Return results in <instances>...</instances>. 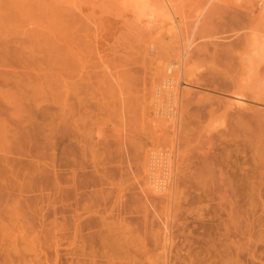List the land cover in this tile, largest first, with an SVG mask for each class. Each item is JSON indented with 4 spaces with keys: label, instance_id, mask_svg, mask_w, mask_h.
<instances>
[{
    "label": "rangeland",
    "instance_id": "374dc122",
    "mask_svg": "<svg viewBox=\"0 0 264 264\" xmlns=\"http://www.w3.org/2000/svg\"><path fill=\"white\" fill-rule=\"evenodd\" d=\"M241 1L0 0V42L16 51L7 55L8 68L0 65V75L41 77L47 94L39 81L33 84L41 93L33 92L43 95L41 101L53 94L37 102L48 116L24 101L45 121L37 136L17 148L12 142L16 154L1 165L0 264H264V56L241 32L244 26L264 28L247 26L262 8L264 15V0ZM195 19L198 28L191 33ZM69 48L92 85L77 95L85 97L80 104L73 93L64 101L65 65L56 58ZM176 61L182 71L178 118L167 125L155 116L160 105L152 97L165 63ZM237 88L245 89V109L230 107ZM68 107L64 119L59 113ZM48 122L58 128L52 145ZM174 134L180 153L159 193L147 179L145 153ZM15 201L23 205L20 215L25 211L18 219L23 228L12 216ZM59 221L64 232H55Z\"/></svg>",
    "mask_w": 264,
    "mask_h": 264
},
{
    "label": "bare ground",
    "instance_id": "6f19581e",
    "mask_svg": "<svg viewBox=\"0 0 264 264\" xmlns=\"http://www.w3.org/2000/svg\"><path fill=\"white\" fill-rule=\"evenodd\" d=\"M236 1V0H235ZM241 1V0H240ZM242 2V1H241ZM206 3V2H205ZM241 4V3H240ZM236 5H238V4H236ZM263 6V5H262ZM261 10V9H260ZM259 10V11H260ZM206 11V10H205ZM251 11V10H250ZM257 11V10H256ZM256 11H253L254 13L256 12ZM259 11H257L258 12V14H259ZM263 12V8H262V11L260 12V14ZM196 14V13H195ZM257 14V13H256ZM255 14V18L253 19V16L254 15H252V17L250 18V19H253V20H250V19H248L249 20V22H251L252 23V21H254L256 18H261L262 17V19L263 20H260L259 19V21L257 20H255L254 22H258L257 24H248L247 26H250V25H252V28L254 27V26H258V25H260V24H264V15H262V16H260V14L258 15V17H256L257 15ZM264 14V13H263ZM198 15V14H197ZM251 15V14H250ZM249 15V16H250ZM200 17V15H198L197 16V19ZM173 19V18H172ZM197 19H195L194 20V25H193V28H192V32L191 33H195L196 32V30H197V28H198V25H197V23H198V21H197ZM247 20V21H248ZM263 21V22H262ZM202 24V23H201ZM200 24V25H201ZM263 24L262 25H260V27H264L263 26ZM255 27V28H256ZM171 28V27H170ZM173 28V27H172ZM258 28H259V26H258ZM262 28H259V29H262ZM247 29H249V30H247ZM264 29V28H263ZM261 30L260 32H259V30L258 29H256V31L254 30V29H251V28H249V27H246L245 28V26L241 29V32H242V36L244 37V39H246L248 36L250 37L251 36V42H250V44H252L253 46V51L255 50L256 52H259V55H261L262 53V55L264 56V30ZM247 30V31H246ZM182 31V30H181ZM173 34H174V32H172ZM177 33H178V30H177ZM198 33V32H197ZM237 33H239V32H237ZM236 33V34H237ZM259 33V34H258ZM232 34V33H231ZM170 36V35H169ZM175 36H177V35H175ZM194 36H196V35H194ZM233 36H235V35H233ZM239 36H240V33H239ZM201 37V36H200ZM236 37V36H235ZM229 38V37H228ZM234 38V37H233ZM238 38V37H237ZM221 39V38H220ZM235 39V38H234ZM186 40V39H185ZM248 40V39H247ZM249 40V41H250ZM187 41V40H186ZM191 41V40H190ZM193 42V41H192ZM192 42L189 44V47H190V45L192 44ZM242 43V42H241ZM249 44V43H248ZM149 45V44H148ZM223 45V44H222ZM193 46V45H192ZM246 46H247V43H246ZM251 46V45H250ZM178 47H180V46H178ZM243 47V46H242ZM152 48V47H151ZM246 48V47H245ZM247 48H249V47H247ZM251 48V47H250ZM260 48V49H259ZM190 49V48H189ZM195 49V48H194ZM243 49V48H242ZM257 49V50H256ZM180 50V49H179ZM251 50V49H250ZM53 52L55 53V51L53 50ZM247 52V51H246ZM256 52H255V54H256ZM261 52V53H260ZM45 53V52H44ZM47 53V52H46ZM75 52H73L72 51V48H69L68 49V51L66 52V55H65V57H63L64 58V60H63V58H61V59H59V57H58V55H56L58 58H56V60L58 59V61L59 60H62L61 61V63H60V65L62 64V62H64V67H65V72H66V79H64L63 77V79L64 80H62L63 82V84H64V86H66V88H67V90L65 89V88H62L61 86H59L58 88H60L61 87V90H62V92H65V90H66V96L64 97V93H62L63 94V97H64V101L65 102H67L68 103V101H66V97H68L69 96V94H74L73 95V97H75V99H76V102L78 103V104H80V103H82L81 102V100H82V98L84 97L83 95H82V93H81V95L83 96H81L82 98H80V97H77V95L78 96H80V92L81 91H83L84 90V87H91V89H92V85H90V79H88L87 78V76H86V78H87V82H86V80H84L85 79V76L83 77V75H84V72L83 71H85V69H83L82 70V65L81 64H79V63H81L80 62V57L78 58V54H74ZM78 53V52H77ZM174 53H176V52H174ZM178 53V52H177ZM245 53V52H244ZM11 54V56H16V51H15V49L14 48H12V47H10L9 45H8V43H6V42H0V65L2 66V68H4V67H9V63L8 62H6L7 61V55H10ZM41 54V53H40ZM43 54V53H42ZM55 54H57V53H55ZM255 54H253L254 56H256ZM53 55V54H52ZM175 55V54H174ZM246 55V53L244 54V56ZM29 56V55H28ZM27 56V57H28ZM49 56V55H48ZM59 56H61L62 57V55H59ZM74 56H76V58L74 57ZM171 56H173V54L171 55ZM257 56H258V54H257ZM55 57V56H54ZM54 57H52L53 59H54ZM175 56H173V58H174ZM246 57V56H245ZM251 57H253V56H251ZM250 57V58H251ZM259 57V56H258ZM257 57V58H258ZM29 58V57H28ZM41 58H43V57H41ZM46 58V57H45ZM48 58V57H47ZM46 58V59H47ZM74 58V59H73ZM177 58V57H176ZM186 58V57H185ZM249 58V57H248ZM49 59V58H48ZM50 59H51V57H50ZM52 59V60H53ZM246 59H247V57H246ZM43 60H45L44 58H43ZM43 60H42V62H43ZM55 60V59H54ZM55 60V62H58V61H56ZM77 60V63H75V61ZM78 60H79V62H78ZM175 60V59H174ZM179 60V59H178ZM251 60V59H250ZM40 61V60H39ZM47 61V60H46ZM46 61H44V62H46ZM242 61V60H241ZM249 61V60H248ZM252 61V60H251ZM41 62V61H40ZM48 62V61H47ZM55 62H51V63H55ZM177 62V61H176ZM181 62V61H180ZM250 62V61H249ZM8 63V64H7ZM78 64V66L79 67H77V65H75V64ZM174 63V62H173ZM178 63V62H177ZM243 63V62H242ZM34 64V63H33ZM45 64V63H44ZM48 64V63H47ZM50 64V63H49ZM56 64V63H55ZM55 64H53L54 66H55ZM57 64H59V63H57ZM179 64H181V63H178V65H174V64H172V63H168V64H166L165 63V66H164V73L163 74H165L163 77H162V85H160L159 87H157V91H155V97H152L153 99H154V103H155V105H157V107H158V105H160V110L159 109H157L156 107V109L154 110L155 111V116L156 117H158V118H160V119H162L163 120V124H165L166 122H168L169 120L172 122L173 120H174V117H176V115H177V108H175L174 106L176 105V103H175V100L177 99V95H178V93H177V90L178 89H180V88H178V84H179V80H180V78H181V72L182 71H180V68H178L179 67ZM249 64V63H248ZM42 65V64H41ZM51 65V64H50ZM52 65V66H53ZM59 65V67H61ZM243 65V64H242ZM250 65V64H249ZM44 66V65H43ZM53 66V67H54ZM173 66H175V67H177V68H175V70H173L174 71V74L172 73V69H174L173 68ZM42 67V66H41ZM40 67V68H41ZM52 67V68H53ZM58 67V66H57ZM63 67V68H64ZM76 67V68H75ZM35 68V67H34ZM37 68V67H36ZM50 68V67H49ZM245 68V67H244ZM43 69V68H42ZM46 69H47V67H46ZM44 70V69H43ZM48 70V69H47ZM50 70V69H49ZM59 70H61V68L59 69ZM64 70V69H63ZM162 70V69H161ZM32 71V70H31ZM33 71H34V69H33ZM163 71V70H162ZM161 71V72H162ZM38 72V71H37ZM42 72V71H41ZM86 72V71H85ZM30 73V72H29ZM83 73V74H82ZM167 73H169V76H167L168 74ZM170 73H172V75L170 74ZM184 73V72H183ZM186 73H187V71H186ZM185 73V74H186ZM190 73V72H189ZM183 75V74H182ZM39 76V75H38ZM47 76V75H46ZM160 76H162V75H160ZM186 76V75H185ZM185 76L183 77V78H185ZM189 76V75H188ZM195 76V75H194ZM15 78V77H14ZM9 78L8 76H6V75H0V117H3V118H0V133H1V135H3V137H4V141L3 140H1L0 139V141H3V142H1V144L3 145V144H8L9 145V143H10V145H9V147H3L2 145V147L3 148H1V146H0V172H1V169L3 168L1 165H3V164H7V165H5V166H8L9 164V162H8V155H10V154H14L15 152H11L12 150H11V145L13 144L12 142H14V145H16V148L17 147H19L20 146V144L21 143H24V142H27V141H29L30 139H32L33 137H35V136H37V134H38V132H39V130H40V128H41V123H40V121L41 120H43V121H45V119H44V116H43V114L44 115H46L45 114V111H46V109L44 108V109H40V108H38V106H39V104H41L42 102H44V100H45V98L46 97H48V96H46V92L45 91H41L42 89H43V84H42V79H40L41 77H37V78H39V79H37L36 81H39L40 83L39 84H37L38 82H36V81H34V78L35 77H33V75L31 76V74L29 75V74H25V75H23V77H18V78ZM49 78V77H48ZM36 79V78H35ZM197 79V78H196ZM49 80V79H48ZM66 80V81H65ZM193 80V79H192ZM84 81V85H85V83H86V85L84 86L81 82H83ZM197 81V80H196ZM36 82V84L38 85V86H40V87H38L39 89H40V91L43 93H46L45 95H44V97L45 98H42V99H44V100H40V98L41 97H43V95L42 94H39L41 97H38V92H37V95H36V92H33V90H34V87L36 88V89H38L37 88V86H36V84H35V86H34V84L33 83H35ZM44 82V81H43ZM50 82V81H49ZM89 82V83H88ZM61 83V84H62ZM241 83V82H240ZM62 84V85H63ZM91 84H93V83H91ZM44 85H46V84H44ZM47 85L49 86V84L47 83ZM82 85V86H81ZM1 86H4V87H6L5 89H3V87L1 88ZM237 86H239V85H237ZM45 87V86H44ZM75 87V88H74ZM82 87V88H81ZM89 87V88H90ZM244 87H246V86H244ZM14 88L16 89V90H14ZM242 88V87H241ZM35 89V90H36ZM39 89L37 90V91H39ZM45 89V88H44ZM83 89V90H82ZM154 89V88H153ZM240 89V88H239ZM238 88L237 89H234L235 90V92L234 93H232L233 95H234V97L236 98H234V99H231L230 100V102H232L231 103V105H230V107L231 106H238L237 108H239V107H243V106H245L246 105V103L244 102V101H242L241 99H244V94H242L243 93V91H242V93L240 92L241 90H243V89H241V90H239ZM45 90H47V89H45ZM56 90V89H55ZM54 90V91H55ZM64 90V91H63ZM233 90V91H234ZM236 90H238V92L236 91ZM245 90V89H244ZM39 91V92H40ZM53 91V92H54ZM58 91V90H57ZM86 91V90H85ZM92 91V90H91ZM40 92V93H41ZM56 92V91H55ZM59 92H60V90H59ZM59 92H57V93H59ZM153 92V91H152ZM245 92V91H244ZM51 92H49V94H50ZM68 93V94H67ZM88 93V92H87ZM52 94V93H51ZM50 94V95H51ZM60 94H61V92H60ZM61 94V95H62ZM89 94V93H88ZM183 94V93H182ZM49 95V97L51 98V96H53V94L50 96ZM59 95V94H58ZM57 94H56V96H58ZM90 95V94H89ZM152 95V94H151ZM178 96H180V95H178ZM249 96V95H248ZM48 97V98H49ZM59 97H60V95H59ZM246 97V96H245ZM62 98V97H61ZM70 97H68V99H69ZM80 98V99H79ZM85 98V97H84ZM93 98V97H92ZM148 99V98H147ZM146 99V100H147ZM259 99V98H258ZM55 100V99H54ZM57 100V99H56ZM85 99H83V101H84ZM178 100V99H177ZM177 100H176V102H177ZM188 100V99H187ZM24 101H27V102H32V105L31 106H33L34 107V105H35V107H37L38 109H40V111L41 110H43V111H41V112H43V114L42 113H38V114H41L40 116H38V114L37 113H34L35 112V110H34V112H33V109L31 108V106L29 107L26 103H24ZM39 101V104L37 103ZM47 101V99L45 100V102ZM52 101H53V99H52ZM58 101H60V100H58ZM61 101H63V100H61ZM69 101H72V100H69ZM73 101H74V99H73ZM186 101V100H185ZM41 102V103H40ZM54 102V101H53ZM61 103V104H64V106L65 107H67V105H65V104H67V103ZM75 102V101H74ZM24 103V104H23ZM57 104H58V102H56ZM55 103V104H56ZM185 103V102H184ZM229 103V102H228ZM29 107H27L26 105ZM31 104V103H30ZM34 104V105H33ZM75 104V103H74ZM73 104V105H74ZM230 104V103H229ZM60 105V104H59ZM58 105V107H60ZM186 105V104H185ZM62 107H64L63 105H61ZM70 106L72 107V105H71V103H70ZM78 106H80V105H78ZM247 106V105H246ZM245 106V107H246ZM64 107V108H65ZM70 107V108H71ZM182 107V106H181ZM27 108H28V110H27ZM31 108V109H30ZM37 108H35V109H37ZM56 108V107H55ZM61 108V107H60ZM62 109V111L63 110H67L66 112L65 111H63L62 113H59V114H62L63 116H64V119H67V115L69 114L68 113V111L70 110V108L68 107V108H66V109ZM153 108V107H152ZM179 108V107H178ZM233 108V107H232ZM244 108V107H243ZM242 108V109H243ZM245 109V108H244ZM32 110V111H31ZM72 110H73V108H72ZM75 110V109H74ZM79 110V109H78ZM56 111V110H55ZM54 111V112H55ZM177 111V112H176ZM37 112H39V110L37 111ZM61 112V111H60ZM65 112V114H63ZM73 112V111H72ZM48 113V112H47ZM181 113V112H180ZM57 114V113H56ZM71 114V116L73 115V113H70ZM77 114H79V113H77ZM183 114V113H182ZM53 115V114H52ZM61 115V116H62ZM80 115V114H79ZM46 116H48V115H46ZM54 116V115H53ZM63 116H62V120H63ZM70 116V115H69ZM82 116V115H81ZM51 117V116H50ZM66 117V118H65ZM74 117V116H73ZM47 118V117H46ZM52 118V117H51ZM59 118V117H58ZM72 118V117H71ZM151 118H152V116H151ZM176 118H178V117H176ZM75 119H77L76 117H75ZM182 119V118H181ZM59 120H60V118H59ZM150 120V119H149ZM155 120V119H154ZM162 120H160V121H162ZM57 121V120H56ZM66 121L67 120H65V124L64 125H67L66 124ZM76 121V120H75ZM75 121H74V128H75ZM77 121H78V119H77ZM79 121H81L80 119H79ZM152 121H153V119H152ZM156 121H158V120H155V122ZM177 121V120H176ZM60 122L61 123H63L61 120H60ZM69 122V121H68ZM148 122H150V121H148ZM147 122V123H148ZM182 122V121H181ZM60 123V124H61ZM72 124H73V122H71ZM153 123H154V121H153ZM42 124H44V123H42ZM49 125V122L48 123H45V125ZM57 124V123H56ZM72 124H71V126H72ZM150 124V123H149ZM158 124V122L157 123H155V125L154 126H156ZM159 124H160V122H159ZM157 125L158 127H162L163 125ZM167 125H168V123H166ZM171 124V123H170ZM173 124V123H172ZM50 127H52V128H50V129H46L47 130V132L49 131V133H50V136L48 137H46V139H48L49 140V144L50 145H52L51 144V142H50V138H51V136L53 135V133H56L55 131H57L58 130V128H56L55 126V128L53 127V126H51V125H49ZM61 126V125H60ZM63 126V125H62ZM147 126V125H146ZM153 126V127H154ZM58 127V126H57ZM66 127V126H65ZM152 127V128H153ZM72 128V127H71ZM155 128V127H154ZM157 128V127H156ZM170 128V127H169ZM168 127L166 128V129H168V130H170V129H172V128H170L169 129ZM57 129V130H56ZM78 129V128H77ZM160 129V128H159ZM163 129V128H162ZM151 130V129H150ZM167 130V131H168ZM175 130V129H174ZM178 130V129H177ZM41 131H42V133H43V129H41ZM176 131V130H175ZM157 132V131H156ZM163 132V130L162 131H160V133H162ZM171 132V131H170ZM155 135H157L156 133H155V131L153 132ZM164 134V133H163ZM182 134V133H181ZM41 135V134H40ZM154 135V136H155ZM158 135H159V133H158ZM157 135V136H158ZM171 135V134H170ZM176 134H174L173 136H172V138H171V140L169 141V139L165 142V144H167V145H165V146H162L161 144H163L164 142H162V141H160V140H162L163 139V137H164V135H162V136H160L159 138L158 137H156V138H158L159 139V143L160 142H162V143H158L159 145L158 146H160V151L158 150V148H157V151L156 150H153L154 148H152L151 150H150V148H149V150L147 149L146 150V153L145 154H148L147 155V158H146V160H147V162L145 163V161H144V163L147 165V169H145V170H148L147 171V179L149 180V182L151 183V189L153 190V191H156V192H162V191H165V189H166V185H168L167 184V180H166V178H168L169 177V175L171 176V174H169V170H171V168L172 167H175V166H173L174 164H173V162H174V153L176 152V151H178V153H180L179 152V147L177 146V144H176V141L178 140V138L175 136ZM185 135V134H184ZM6 136H8V139L6 138ZM167 135H165V137H166ZM181 137V136H180ZM127 138V137H126ZM185 139V138H184ZM183 137H182V141H181V138H180V142H184L183 140ZM190 139V138H189ZM156 140V142L158 141L157 139H155ZM165 140V139H164ZM188 140V139H187ZM178 141V142H179ZM188 141H190V140H188ZM188 141H186V142H188ZM185 142V144H188V143H186ZM12 143V144H11ZM153 143V142H152ZM156 145V144H155ZM179 145V144H178ZM183 144L181 143V146H182ZM154 146V145H153ZM188 147H189V145H187ZM13 147V146H12ZM15 147V146H14ZM54 146H51V148H53ZM157 147V146H156ZM183 147H184V145H183ZM15 148V149H16ZM168 148V149H167ZM182 148V147H181ZM156 149V148H155ZM165 149H167V150H165ZM183 152V151H182ZM2 153V154H1ZM16 154V153H15ZM144 154V155H145ZM173 154V155H172ZM181 155V154H180ZM13 160V159H12ZM12 163H13V161H12ZM14 164V163H13ZM145 165V166H146ZM4 166V165H3ZM144 166V165H143ZM9 168V170H10V172H11V174H12V172H13V170L11 169L12 167H8ZM145 168V167H144ZM6 169V168H5ZM3 170V169H2ZM8 170V169H7ZM4 171V170H3ZM7 172H9V171H7ZM160 172H162V173H160ZM171 172H173L172 170H171ZM14 173H15V170H14ZM12 174V175H14V177H15V174ZM162 174V175H160V174ZM169 174V175H168ZM11 175V176H12ZM158 175H160V176H158ZM1 176V175H0ZM163 176V177H162ZM160 177H162V178H160ZM165 182H166V185H165ZM40 191V190H39ZM44 191V190H43ZM33 192V191H32ZM36 192H38V191H36ZM74 192H75V190H74ZM155 192V193H156ZM39 193V192H38ZM43 193V192H42ZM70 193H72L73 194V192H70ZM69 193V194H70ZM21 194V193H20ZM19 194V195H20ZM41 194V193H40ZM64 194V193H63ZM68 194V195H69ZM42 196V195H41ZM71 196V195H70ZM21 197H23V194H22V196ZM18 198V197H17ZM20 200V199H19ZM21 202L20 201H15V206L16 207H14L13 206V214L14 215H12L13 217L14 216H16V217H18V218H16L15 217V220L14 221H17L16 223L19 225V227L20 228H23L24 226H22L20 223H19V221H18V219H21V218H19L20 216H22V215H24V212L25 211H23V214L22 215H20L21 213H22V210H23V208H22V206L23 205H21L20 204ZM23 204V203H22ZM26 208V207H25ZM32 208H34V207H32ZM39 208L37 207V211H39L40 212V210H38ZM25 210V209H24ZM43 211V210H42ZM45 211V210H44ZM27 212V211H26ZM34 212H35V210H34ZM36 213H38V212H36ZM42 216V215H41ZM38 218V217H37ZM44 218V217H43ZM63 218V217H62ZM25 220V219H24ZM41 220H42V218H41ZM43 221H45V218H44V220ZM42 221V223H45V222H43ZM64 221V220H63ZM56 222H58V221H56ZM27 223H28V220H27ZM52 223H53V220H52ZM54 223H55V221H54ZM59 223H61V225L59 226V227H57L58 229H55V232L57 231V230H59V231H63V228L64 227H62V225H65V224H63L61 221H59ZM23 224V223H22ZM26 224V223H25ZM46 224V223H45ZM56 224V223H55ZM53 225V229L54 228H56V227H54V226H58V225ZM58 224V223H57ZM14 225V224H13ZM18 225L16 226H14L13 228H19L18 227ZM41 225V224H40ZM49 225H51V224H49ZM42 226V225H41ZM40 226V227H41ZM45 226H47V225H45ZM26 227H28L27 225H26ZM43 227V226H42ZM51 227H49L48 226V229H51ZM60 227H62V229L60 230ZM13 228H12V230H13ZM25 229H27V228H25ZM45 229V228H44ZM52 229V230H53ZM41 230V229H40ZM52 230H50L49 231V233L52 231ZM22 231V229H20V231L19 232H21ZM46 231V230H45ZM54 231V230H53ZM58 231V232H59ZM18 232V233H19ZM64 232V231H63ZM47 233H48V231H47ZM48 233V234H49ZM54 233V232H53ZM52 233V234H53ZM60 233V232H59ZM21 234V233H20ZM56 234V233H55ZM130 234V233H129ZM169 234V233H168ZM44 235H45V233H44ZM54 235V234H53ZM52 235V237H55V235L53 236ZM124 235V234H123ZM131 235V234H130ZM23 236V235H22ZM43 236V235H42ZM49 236V235H48ZM126 236V235H125ZM21 237V236H20ZM50 237V236H49ZM52 237L51 238H49V239H52ZM25 238V237H24ZM57 238V237H56ZM56 238H53V239H56ZM20 239H22V238H20ZM45 239V238H44ZM58 239V238H57ZM118 239V238H117ZM170 239V238H169ZM24 240V239H23ZM46 240V239H45ZM48 240V239H47ZM112 240H114V239H112ZM116 240V239H115ZM171 240V239H170ZM22 241V240H21ZM117 241V240H116ZM56 242H57V240H56ZM118 242V241H117ZM117 242H115V244H117ZM120 242V241H119ZM143 242V241H142ZM113 243H114V241H113ZM125 243V242H124ZM123 243V245H125L126 246V244H128L129 242H127L126 244H124ZM38 244H39V242H38ZM53 244H55V243H53ZM120 244H121V242H120ZM119 244V245H120ZM130 244V243H129ZM138 244H140V243H138ZM70 245V244H69ZM136 245V244H135ZM110 246H112V245H110ZM110 246H109V249H110ZM122 246V245H121ZM143 246V245H142ZM141 246V247H142ZM117 247H119L118 249H120V246H118L117 245ZM129 247H131V245L129 246ZM129 247H127L126 246V248H129ZM113 248V247H112ZM125 248V249H126ZM139 248H140V245H139ZM138 248V249H139ZM137 249V250H138ZM141 249V248H140ZM112 250V249H111ZM116 250V249H115ZM114 250V251H115ZM121 250H123L122 248L120 249V251ZM135 250V249H134ZM18 251V250H17ZM139 251V250H138ZM118 252V251H117ZM17 253V252H16ZM37 253V252H36ZM69 253H71V252H69ZM68 253V254H69ZM74 253H75V251H74ZM84 253V252H83ZM109 253V252H108ZM111 253H113V251L111 252L110 251V254ZM39 254V253H38ZM91 254V253H90ZM94 254V253H93ZM104 254V253H103ZM109 254V255H110ZM115 254V253H114ZM114 254H113V256H114ZM118 254H119V252H118ZM41 255V254H40ZM44 255H46V254H44ZM81 255H83L82 253H81ZM35 256V255H34ZM90 256V255H89ZM88 256V257H89ZM95 256V255H94ZM115 256L117 257V254H115ZM44 257V256H43ZM47 257V256H46ZM45 257V259H47ZM75 257V256H74ZM91 257V256H90ZM36 258V257H35ZM57 258V257H56ZM71 258V257H70ZM119 259V258H118ZM117 259V260H118ZM91 260H93V257H92V259ZM109 260V259H108ZM111 260V259H110ZM115 260V259H114ZM54 261V260H53ZM120 261V260H119ZM126 261H129V260H126ZM132 261V260H131ZM137 261V260H136ZM130 262V261H129ZM139 262V261H138ZM56 263H57V261H56ZM123 263H124V261H123ZM133 263V262H132ZM136 263V262H135ZM48 264V263H47ZM131 264V263H130ZM134 264V263H133Z\"/></svg>",
    "mask_w": 264,
    "mask_h": 264
}]
</instances>
